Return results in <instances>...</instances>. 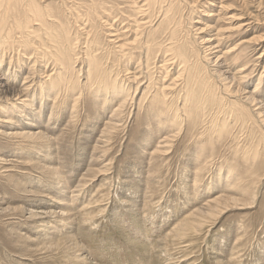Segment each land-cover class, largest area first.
<instances>
[{"label": "rangeland", "instance_id": "rangeland-1", "mask_svg": "<svg viewBox=\"0 0 264 264\" xmlns=\"http://www.w3.org/2000/svg\"><path fill=\"white\" fill-rule=\"evenodd\" d=\"M228 2L231 6L225 12L234 14L235 22L251 21L250 35L264 37V0ZM184 10L182 27L189 29L196 46V38L217 31H191L201 25L196 20L205 21L204 12ZM224 22L231 21L221 19ZM237 38L228 40L223 51ZM261 51L264 38L248 58L254 59L249 65L256 69L254 76L236 84L240 92L233 94L234 99L252 91L261 75L259 92L264 96V53L255 58ZM237 66H231V72ZM89 94L83 95L87 101L75 114L69 104L58 108V116H50L52 107L43 102L37 106L38 113L44 112L40 118L16 122L17 130H42L49 142L43 140L39 148H28L29 140L17 137L6 143L0 133V157L7 161L0 169V264H264V154L259 170L251 169L244 178L246 159L240 151L248 147L244 134L248 129L235 127L206 162L204 156L196 159V150L207 143V149H201L208 153L212 145L198 134H182L166 154L152 155L163 134L154 135L146 145L149 127L142 123L147 119L144 110L136 108L137 120L133 117L128 132L116 131L106 143L103 128L113 117L117 100L104 101L99 108L90 103ZM1 124L9 132L10 124ZM260 124L250 130L256 137L264 133ZM235 147H240L239 154L232 157ZM228 170L243 174L236 189L250 183L254 193L228 189L232 186ZM217 194L235 197L230 206L220 207L221 213L206 209ZM182 221L189 224L188 232L174 239L172 231Z\"/></svg>", "mask_w": 264, "mask_h": 264}, {"label": "bare ground", "instance_id": "bare-ground-1", "mask_svg": "<svg viewBox=\"0 0 264 264\" xmlns=\"http://www.w3.org/2000/svg\"><path fill=\"white\" fill-rule=\"evenodd\" d=\"M228 1L0 0V122L2 126L10 124L9 132L0 128V133L6 143L17 137L29 140L28 148L43 146L42 141L49 138L42 130H17L16 122L29 116L40 118L44 112L38 113L37 106L42 107L43 102L51 105L50 116H58V108L69 104L75 114L87 101L83 95L90 93V103L99 108L104 101L117 100L113 117L103 128L106 143L114 132H128L133 117L137 120V108L147 113V119L142 121L149 127V135L144 137L146 145L154 135L163 134L152 155L166 154L182 134H198L201 141L209 139L205 141L212 145L208 153L201 149L207 143L196 150V159L204 156L206 162L208 155L218 152L232 130L239 127L249 130L244 133L249 138L248 147L240 151L246 159L244 178L251 169L258 171L262 166L259 157L264 154V133L256 137L251 131L259 122L264 125V101L259 100L264 99L259 92L262 75L255 88L237 97L239 100L233 94L240 92L237 83L249 82L254 76L256 69L249 66L254 59L248 58L264 37L250 35L254 28L251 21L235 22V15L225 12L231 6ZM53 2L54 7L50 8ZM184 9L191 14L196 10L204 12L205 21L196 20L201 25L195 29L192 26L191 31H217L196 38V46L189 29L182 27ZM224 18L231 22L221 23ZM209 19H216L215 23L207 24ZM235 36L240 38L223 51V46ZM236 65L240 66L231 72L230 67ZM239 148L235 147L232 157L239 154ZM6 162L4 156L0 157V169ZM54 172L59 176L57 170ZM241 175L228 170L232 180L228 189H236ZM249 185H244L245 189L237 186L236 190L243 195L254 193ZM224 196L208 201L206 209L221 213L220 207L226 203L230 206L235 198ZM188 226L180 222L171 235L181 239Z\"/></svg>", "mask_w": 264, "mask_h": 264}]
</instances>
